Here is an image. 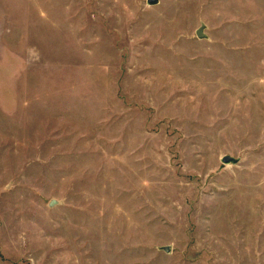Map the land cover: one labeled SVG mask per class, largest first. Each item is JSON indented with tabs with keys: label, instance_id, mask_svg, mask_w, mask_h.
I'll list each match as a JSON object with an SVG mask.
<instances>
[{
	"label": "rangeland",
	"instance_id": "1",
	"mask_svg": "<svg viewBox=\"0 0 264 264\" xmlns=\"http://www.w3.org/2000/svg\"><path fill=\"white\" fill-rule=\"evenodd\" d=\"M0 264H264V0H0Z\"/></svg>",
	"mask_w": 264,
	"mask_h": 264
},
{
	"label": "water",
	"instance_id": "2",
	"mask_svg": "<svg viewBox=\"0 0 264 264\" xmlns=\"http://www.w3.org/2000/svg\"><path fill=\"white\" fill-rule=\"evenodd\" d=\"M159 0H145L146 4L149 6H153L156 5L158 3ZM204 29V24H200V26L195 30V35L197 38L202 39L205 38V34L203 32ZM221 162L224 164H229V163H235L236 162V158L230 156V155H224L221 157ZM55 203V200H50L49 202V206H52ZM161 250H163L164 252H169V246H161L160 247Z\"/></svg>",
	"mask_w": 264,
	"mask_h": 264
}]
</instances>
